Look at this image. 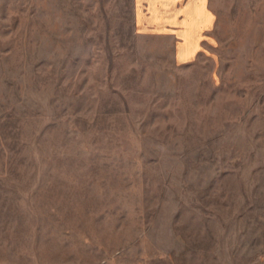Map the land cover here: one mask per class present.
I'll return each mask as SVG.
<instances>
[{
  "label": "rangeland",
  "instance_id": "rangeland-1",
  "mask_svg": "<svg viewBox=\"0 0 264 264\" xmlns=\"http://www.w3.org/2000/svg\"><path fill=\"white\" fill-rule=\"evenodd\" d=\"M157 2L0 0V264H264V0Z\"/></svg>",
  "mask_w": 264,
  "mask_h": 264
},
{
  "label": "crops",
  "instance_id": "crops-1",
  "mask_svg": "<svg viewBox=\"0 0 264 264\" xmlns=\"http://www.w3.org/2000/svg\"><path fill=\"white\" fill-rule=\"evenodd\" d=\"M208 0H159L154 7L161 11V6L165 5L167 8L171 9V12L168 14L170 17L178 15L180 19L185 17L186 23L193 21H200L199 23L202 25V29H208L213 22V15L209 11ZM182 3V5L180 4ZM197 11L199 14L197 15ZM199 17V18H198Z\"/></svg>",
  "mask_w": 264,
  "mask_h": 264
}]
</instances>
